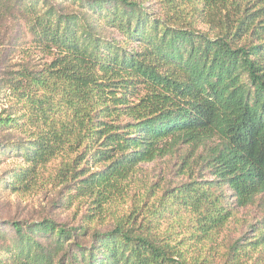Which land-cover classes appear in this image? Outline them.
<instances>
[{"label": "trees", "instance_id": "1", "mask_svg": "<svg viewBox=\"0 0 264 264\" xmlns=\"http://www.w3.org/2000/svg\"><path fill=\"white\" fill-rule=\"evenodd\" d=\"M156 1L23 8L52 60L0 78V128L18 133L0 151L23 158L3 183L68 187L81 223L10 221L0 264H264V215L249 242L219 239L264 203V0ZM180 149L189 180L140 172Z\"/></svg>", "mask_w": 264, "mask_h": 264}, {"label": "rangeland", "instance_id": "2", "mask_svg": "<svg viewBox=\"0 0 264 264\" xmlns=\"http://www.w3.org/2000/svg\"><path fill=\"white\" fill-rule=\"evenodd\" d=\"M140 1L150 11L158 10L156 0ZM31 3L36 4V8L40 9L43 0H9L4 6L5 9L0 10V78L21 67L38 71L52 60V56L43 51L39 42L30 33L29 21L23 8ZM47 3L54 5L61 12L83 10L79 0H47ZM102 34L120 38L119 34L112 29L102 28ZM3 92L0 90V113L8 110ZM15 136H18L15 130L0 128V144H7ZM183 156V149L176 150L172 154L141 164L140 172L152 181L161 180L168 185L179 184L190 178V175L181 170ZM22 162V157L12 155L8 151H0V241L3 240L2 236H9L8 223L13 220L31 221L50 217L68 227L79 225L81 213H78L74 206L68 205L66 200L69 194L68 187H51L28 196H21L7 189L2 177H8L10 170ZM263 215L264 203L259 197L252 205L238 208L237 218L221 230L220 243L228 245L237 240H241L242 243L249 242L253 236L254 225L259 223ZM108 227L105 225L99 228L105 231ZM79 239L82 244L90 245L92 229ZM216 260L220 264L224 262L225 256H220Z\"/></svg>", "mask_w": 264, "mask_h": 264}]
</instances>
